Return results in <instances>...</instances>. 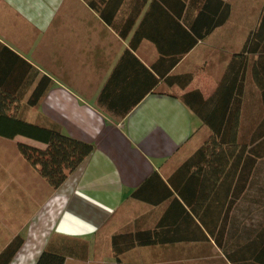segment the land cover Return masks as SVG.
I'll list each match as a JSON object with an SVG mask.
<instances>
[{
	"label": "crops",
	"instance_id": "crops-1",
	"mask_svg": "<svg viewBox=\"0 0 264 264\" xmlns=\"http://www.w3.org/2000/svg\"><path fill=\"white\" fill-rule=\"evenodd\" d=\"M106 1L0 0V86H8L14 73L25 71L6 48L32 65L19 83L18 96L10 102L11 112L41 126L57 124L64 134L94 145L66 181L54 188L18 148L25 140L36 141L0 136V253L16 236L24 238L10 264H35L48 248L62 252L65 264H119L113 235L155 229L170 204L166 200L152 205L134 198L133 192L156 172L168 181L185 161L183 153L202 124L181 96L194 89L206 98L211 96L250 35L249 29L240 32L249 25L244 20L234 23L232 11L224 25L201 40L171 71H199L187 88L160 80L121 117L108 103L121 108L135 101L150 86L146 68L153 71L160 54L148 38L135 50L131 48L153 0H124L115 22H125L140 9L127 37L102 17ZM147 19L158 24L163 16L157 13ZM258 56L248 57L241 134L249 135L264 115L261 90L251 73ZM43 76L52 83L39 103L31 106L29 98ZM104 90L106 100L101 103ZM261 166L256 179L264 181V162ZM247 195L256 198L258 191L252 189ZM247 226L238 223L237 233L230 235L231 257L224 250L225 241L219 247L203 225L193 224L171 226L166 230L173 240L138 245L119 258L121 264H256L240 250L250 238ZM229 229L227 225L225 231Z\"/></svg>",
	"mask_w": 264,
	"mask_h": 264
},
{
	"label": "trees",
	"instance_id": "trees-1",
	"mask_svg": "<svg viewBox=\"0 0 264 264\" xmlns=\"http://www.w3.org/2000/svg\"><path fill=\"white\" fill-rule=\"evenodd\" d=\"M123 2L107 0L101 15L120 36L127 37L140 9L125 22H115L114 18ZM157 13L163 16V21L149 23L147 18ZM230 15L231 5L225 0H153L131 40V48L135 50L144 38L156 45L160 57L152 69L158 77L141 63L150 73V86L135 101L122 104L121 108L113 102H109L107 107L118 116L125 117L160 80L169 86L187 88L199 71L182 74H171V71L201 40L224 25ZM6 51L20 61L19 67L25 71L14 73L15 77L8 86H0V136L11 139L24 136L42 143L43 147L20 142L18 148L40 175L52 187L58 188L92 153L94 145L64 134L57 124L41 126L11 112L13 104L10 102L18 96L19 83L24 81L32 65L10 49L6 48ZM127 53L135 57L131 49ZM250 54H259L251 66V73L261 90L264 108V10L258 27L250 33L242 50L233 55L213 94L206 98L200 89H194L181 96L212 133L168 181L156 172L133 192L134 198L152 205H159L166 200H170V204L155 229L113 235V248L119 264V256L135 246L173 240V237H168L172 233L166 229L174 225H203L219 247L225 241L224 250L231 257L227 241L230 235L237 233L236 225L241 222L248 225L250 238L240 250L246 257L252 256L256 264H264V181L256 179L263 170L264 115L249 135L241 134L242 104ZM6 61L9 62V58ZM51 83L49 77L43 76L28 104L37 105ZM105 100L104 90L99 101L105 103ZM252 189L258 191L253 199L247 195ZM227 225L230 227L228 233L225 231ZM23 243L24 238L16 236L0 253V264H10ZM65 258L62 252L48 248L40 254L35 264H65Z\"/></svg>",
	"mask_w": 264,
	"mask_h": 264
},
{
	"label": "rangeland",
	"instance_id": "rangeland-1",
	"mask_svg": "<svg viewBox=\"0 0 264 264\" xmlns=\"http://www.w3.org/2000/svg\"><path fill=\"white\" fill-rule=\"evenodd\" d=\"M231 5V13L233 11L232 16L234 17V23L237 21H243L248 23L249 26L240 30V32L250 30V33L257 28V22H259L262 11L264 9V0H226ZM232 21V23H233ZM246 26V25H245ZM162 90H168L167 86H162ZM248 129V123H245V131ZM210 128L205 125L203 122L200 126L196 127L194 130V134L192 136V141L189 146L184 151V160L189 158L196 149L201 147L210 137L211 135ZM25 143L31 144L34 143L29 140H25ZM36 146H40V143H34Z\"/></svg>",
	"mask_w": 264,
	"mask_h": 264
}]
</instances>
